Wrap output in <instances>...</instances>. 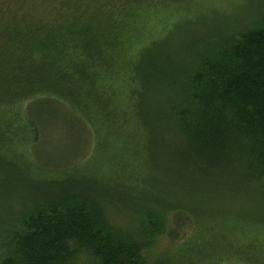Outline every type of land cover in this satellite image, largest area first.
<instances>
[{
	"label": "trees",
	"instance_id": "trees-1",
	"mask_svg": "<svg viewBox=\"0 0 264 264\" xmlns=\"http://www.w3.org/2000/svg\"><path fill=\"white\" fill-rule=\"evenodd\" d=\"M1 213L0 264H264V0H0Z\"/></svg>",
	"mask_w": 264,
	"mask_h": 264
},
{
	"label": "rangeland",
	"instance_id": "rangeland-1",
	"mask_svg": "<svg viewBox=\"0 0 264 264\" xmlns=\"http://www.w3.org/2000/svg\"><path fill=\"white\" fill-rule=\"evenodd\" d=\"M241 19L242 18H240V20ZM42 105L41 106L44 110V118L49 119L52 125L45 127L43 136L41 138L42 141L39 147L35 149L36 155L32 153L31 161L33 163L37 161L40 164L39 168L50 176H54L53 170L65 172V168L67 166H72V169L76 165L81 166V157L86 154L88 150L87 139L90 141L86 127L73 115L71 116L65 106H62L57 102L49 104L54 108V111L50 113L49 106L44 103ZM79 175L87 177L88 175L92 174H87L81 171L79 172ZM28 185L29 184L26 183V186ZM197 203L199 205L201 204L199 202ZM223 206L226 207V204H223ZM223 206H218V208L212 209H217V212H220L221 210H226L227 212L230 208H232L231 211L234 208V205L228 206L226 209L223 208ZM236 208H239V206L236 205ZM199 209L203 210L202 208ZM1 215L2 213L0 214V221L2 219ZM231 215L232 213L229 214L230 217ZM165 244L166 243L162 244V247L163 245L165 246Z\"/></svg>",
	"mask_w": 264,
	"mask_h": 264
}]
</instances>
